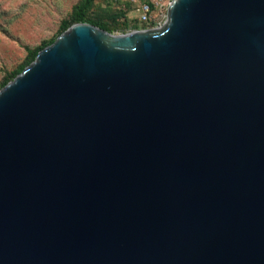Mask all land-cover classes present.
Returning <instances> with one entry per match:
<instances>
[{
  "label": "water",
  "instance_id": "obj_1",
  "mask_svg": "<svg viewBox=\"0 0 264 264\" xmlns=\"http://www.w3.org/2000/svg\"><path fill=\"white\" fill-rule=\"evenodd\" d=\"M0 264H264V0L73 23L3 85Z\"/></svg>",
  "mask_w": 264,
  "mask_h": 264
},
{
  "label": "rangeland",
  "instance_id": "obj_2",
  "mask_svg": "<svg viewBox=\"0 0 264 264\" xmlns=\"http://www.w3.org/2000/svg\"><path fill=\"white\" fill-rule=\"evenodd\" d=\"M77 1L0 0V83L27 57L26 47L33 49L56 38L62 21L70 18L71 8ZM88 15L102 20L112 17L136 20L133 6L127 0H94ZM165 17L154 23L146 22L144 27L160 26ZM131 30L137 29H127V32Z\"/></svg>",
  "mask_w": 264,
  "mask_h": 264
},
{
  "label": "trees",
  "instance_id": "obj_3",
  "mask_svg": "<svg viewBox=\"0 0 264 264\" xmlns=\"http://www.w3.org/2000/svg\"><path fill=\"white\" fill-rule=\"evenodd\" d=\"M93 3L94 0H78L71 8L70 18L62 21L61 29L58 32L57 36L66 28H68L70 25L77 22H88L100 28H103L109 32H114L118 30L121 33H125L127 32V29L145 28L144 27L145 23L139 22L137 19L130 20L127 18H123L122 20H119L118 18L112 17L109 20H102L99 17H91L88 14L91 8L93 7ZM53 41L54 39L44 41L33 49L26 47L27 57L14 70H12L9 74H7L3 78V80L0 83V88L3 85H5L8 81H10L15 75L21 72L23 68L27 66L35 58V55L41 48L52 43Z\"/></svg>",
  "mask_w": 264,
  "mask_h": 264
},
{
  "label": "built area",
  "instance_id": "obj_4",
  "mask_svg": "<svg viewBox=\"0 0 264 264\" xmlns=\"http://www.w3.org/2000/svg\"><path fill=\"white\" fill-rule=\"evenodd\" d=\"M133 6L135 17L139 22H156L166 15L171 0H127Z\"/></svg>",
  "mask_w": 264,
  "mask_h": 264
}]
</instances>
